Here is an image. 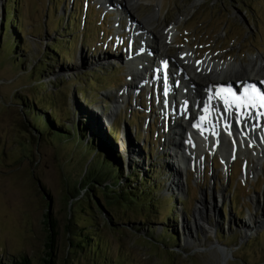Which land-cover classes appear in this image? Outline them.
<instances>
[{"label": "rangeland", "instance_id": "obj_1", "mask_svg": "<svg viewBox=\"0 0 264 264\" xmlns=\"http://www.w3.org/2000/svg\"><path fill=\"white\" fill-rule=\"evenodd\" d=\"M5 5L15 11L4 32ZM132 17L149 19V33L167 20L172 56L181 48L226 61L264 57V0H0V264L47 258L48 211L58 223L54 264H264V159L251 174L249 156L223 168L207 152L198 171L186 167L187 180L181 171L171 183L180 169L166 122L176 117L158 111L162 89L131 75L145 76L129 70L143 41L156 47L127 27ZM45 53L54 60L43 62ZM28 103L53 121L50 130L33 124ZM52 115L84 140L53 136L61 127ZM106 152L114 168L89 164ZM96 169L107 175L90 181Z\"/></svg>", "mask_w": 264, "mask_h": 264}, {"label": "bare ground", "instance_id": "obj_2", "mask_svg": "<svg viewBox=\"0 0 264 264\" xmlns=\"http://www.w3.org/2000/svg\"><path fill=\"white\" fill-rule=\"evenodd\" d=\"M129 21L127 26L129 29L151 34V42H156V47L152 49L146 41H143L142 50H137V54L142 60L141 66L138 65V59L129 62V70L133 68L132 66L139 67L144 70L145 76L139 78L136 73H131V75H135L138 83L148 85L150 78H153V75H150L149 79L146 78L149 58L150 60L151 58L160 60L162 64L159 72L162 77H166V80L159 76L154 81L161 86V89L168 88V94L162 96L159 107L164 113L167 114L171 111L174 113L175 119L179 117L181 119V121L175 119L172 122L168 121L169 129H175L172 133L177 136L172 148L173 162L175 161L178 165L177 168L180 169L177 170L173 167L172 172L176 180L171 183L173 185L180 184L181 171H184V179L187 180L186 167L198 171L201 164L205 162L207 152L212 154L218 152L221 155L223 168L229 164V159L234 154L249 156V169L246 170V173L260 172L261 161L264 159V107L259 106V101L253 103L250 99L247 102L241 100L244 92L241 93L240 90H237L235 100L224 96L219 91V87H222L219 85L220 82L235 83L244 87L243 90H245L248 84H255L264 92V57H251L248 62L238 58H230L226 61L227 55L217 56L219 54L211 53L209 55L208 53L201 57V53L197 51H183L181 48L176 55L172 56L169 55L171 53L168 54L167 50L170 48V40L176 39L171 30H167V20L161 30L156 29L155 32L152 31L153 33L144 30L149 19L136 20L132 17L129 18ZM164 66H174L179 70L178 74L175 73L176 78L173 77L175 74L165 71ZM176 79L178 84L175 90L172 80ZM129 87H134V85ZM174 93L180 94L182 97L180 105L176 101H174L175 105H172ZM224 98L229 100L227 108ZM121 100L122 97L115 101L120 104ZM196 216L197 224L200 225L199 221L201 220L206 225L198 212ZM248 220L250 221V219ZM206 226L208 232L212 231L211 225ZM224 257L223 254V259H225Z\"/></svg>", "mask_w": 264, "mask_h": 264}, {"label": "trees", "instance_id": "obj_3", "mask_svg": "<svg viewBox=\"0 0 264 264\" xmlns=\"http://www.w3.org/2000/svg\"><path fill=\"white\" fill-rule=\"evenodd\" d=\"M9 5L4 6L5 11H6L5 14H7L6 15L7 17L5 18L6 23H5V26L3 27V31L5 30V27H6V29L12 28L11 21H9L8 18H9V14L11 12L10 10L15 11V9L14 8L11 9V7ZM13 33H14V31H13ZM55 44L56 45L53 46V49L56 48L57 50H60L61 53L67 54L68 51L64 47V44H61V45H58L57 43H55ZM13 46H15L14 43H13ZM13 50H14V47H13ZM17 57L18 58L20 57V55H18V53H17ZM42 60H43V62L46 63L47 60L53 61L54 59L52 57H50L47 53H45L44 57H42ZM18 61H20V59L17 61L14 60L15 63H17ZM21 62H22V59H21ZM49 99H50V101H52V97H50ZM42 102L43 101H41V103ZM24 107H25V111L27 114L31 113V120H32L33 124L36 125V127L39 128L41 130V132L48 131L52 128L53 121L50 120L49 118H45V116H43V115L37 114V112L35 111V109L31 103L25 104ZM51 117H52V119H57V123H58L59 127H61L57 131H51L50 132L53 136H55L57 138H65L67 140H70L69 138L75 137L74 139L78 140V142L80 139L84 140L83 139L84 134H85L84 130L80 129L79 127L72 129V131H70V129L65 130L60 118L57 115H52ZM75 134H77V135H75ZM85 139H87V138L85 137ZM88 142H89L88 140L85 142V145H86L85 150H86V148L88 149V146H87ZM89 145H90V143H89ZM89 149L92 151L94 148L89 147ZM105 154H106V157L105 156L104 157L102 156L101 158L93 157L92 161H90L89 164H91V162L93 163V161H94L96 164L100 162V164L106 169H108L110 167L114 168V162H113L114 155L112 153H109V152H106ZM89 166L90 165H88L86 171L88 170ZM106 175H107V173L106 174L100 173V171H98V169H96V171H94V173L90 175L91 177L89 179H90V181H92V180H99L100 181V179L104 178ZM128 177H130V176H128ZM89 183H91V182H89ZM89 183H87V186L89 185ZM117 185H118V183H117ZM107 187L114 188L112 185H109ZM115 192H117V191H115ZM141 192H142L141 189L139 191L135 192V195L137 198L141 197V195H140ZM119 194L120 193L117 192V195H119ZM130 200L133 201V199H131V198H130ZM44 218H45L44 224L47 228V236H46V241L44 244V246H45L44 254L47 258H42L41 264H54L55 256L53 255V252H54L55 243H56V239H57V235H58V233H57V224L58 223H57V220L54 219L51 216V214H49V213H45ZM168 234L171 235L170 233H168ZM171 237H172V235H171ZM171 239L177 241V238H175V237H172ZM70 246L72 247V249L77 248V247L81 248L83 246V244L81 243V244L76 245V244H74V242H71ZM92 249H95V252L97 250L95 247L93 248V246H92ZM8 264H32V261L27 256L20 255L16 258L10 259Z\"/></svg>", "mask_w": 264, "mask_h": 264}, {"label": "snow or ice", "instance_id": "obj_4", "mask_svg": "<svg viewBox=\"0 0 264 264\" xmlns=\"http://www.w3.org/2000/svg\"><path fill=\"white\" fill-rule=\"evenodd\" d=\"M221 91H224V89H221ZM227 92L232 97L236 96V93L232 92L230 87L227 89ZM240 99L245 100V102H247V100L250 99L253 103L259 101V106L264 107V94H261L254 84H248L245 87L244 93ZM224 104L226 108L229 106V100L227 98H224Z\"/></svg>", "mask_w": 264, "mask_h": 264}, {"label": "water", "instance_id": "obj_5", "mask_svg": "<svg viewBox=\"0 0 264 264\" xmlns=\"http://www.w3.org/2000/svg\"><path fill=\"white\" fill-rule=\"evenodd\" d=\"M81 195V194H80ZM117 199V197H115ZM49 207H50V204H49ZM48 213L50 214V212L48 211Z\"/></svg>", "mask_w": 264, "mask_h": 264}]
</instances>
